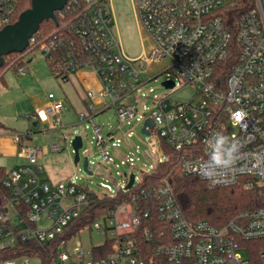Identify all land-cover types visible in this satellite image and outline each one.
Listing matches in <instances>:
<instances>
[{"label":"built area","instance_id":"built-area-1","mask_svg":"<svg viewBox=\"0 0 264 264\" xmlns=\"http://www.w3.org/2000/svg\"><path fill=\"white\" fill-rule=\"evenodd\" d=\"M225 1L133 0L139 23L152 39L150 52L138 56L128 55L122 47L115 31L113 0H84L79 13L53 34L41 40L32 36L29 51L37 50L51 61L57 78L67 81L82 71L95 78L86 91L89 104L78 117L80 125L92 122L103 159L113 161L109 147L118 153V145L132 133L104 134L94 122L95 115L114 107L121 123L118 129L135 120L134 132L141 129L148 135L145 142L155 162L151 171L132 169L124 174L123 185L101 184V191L73 177L51 182L44 176L40 156L63 152L68 135L39 146L28 143L25 133L15 134L19 154L28 163L9 170L3 181L12 194L0 209L1 248L19 240L42 245L58 240V251L48 264H253L248 250L256 241L264 258V205L243 211L222 226L207 220L190 222L167 179L149 189L141 185L143 175L169 157L167 141L179 152L181 171L204 179L210 187L233 185L248 177V186L255 182L264 188V0H255L240 15L231 13ZM16 8V0H0V30L12 23ZM165 59L168 64L150 75ZM26 71L25 65L18 70ZM164 72L162 84L168 81L173 86L163 84L165 91L154 96L147 93L145 98L152 100L148 108L133 101L136 90ZM189 84L197 99L175 101L174 93ZM66 109L63 98L49 93V101L34 117L48 122L45 130L52 132L65 127ZM148 119L153 125L147 124ZM133 161L129 157L123 163L133 166ZM88 162L90 169L89 158ZM132 173L134 182L128 188ZM125 190L132 191L114 210L80 229L101 230L106 236L101 244L112 241L111 253L97 259L95 245L85 247L75 237L80 231L72 234L76 220L91 197L103 200ZM138 198L152 200L160 219L169 225V233L160 231L169 242L151 252L139 239L152 208H135ZM122 206L127 207L125 214L119 212ZM30 259H6L1 264H32Z\"/></svg>","mask_w":264,"mask_h":264},{"label":"rangeland","instance_id":"rangeland-1","mask_svg":"<svg viewBox=\"0 0 264 264\" xmlns=\"http://www.w3.org/2000/svg\"><path fill=\"white\" fill-rule=\"evenodd\" d=\"M232 2L233 0H226V8ZM113 12L115 15V31L122 43L124 51L130 56H138L144 52L149 53L152 46V39L148 31L139 23L133 0H113ZM8 59H11V61L7 63L5 69L12 64L14 57L7 58V61ZM30 59H32V62H28ZM26 61L28 65L26 73H17L13 69H8L4 76L11 86L9 89L10 94L8 95L10 97L12 96L17 104V109H14V115L10 119L13 128L19 130L21 133H26L28 126L31 127L33 130L31 138H26V141L39 146L47 144L52 139H64V135H68L66 139L67 147L63 152L50 153L43 158L41 157V161L46 168L44 176L47 180L56 182L61 179L73 177L76 181L86 184L91 189L101 191V184L103 183H108L112 187L123 185L125 183L124 174L130 173L132 169L136 173H139L140 169L146 171L153 169L152 166L155 160L149 155V146L145 142L149 138L148 135L141 133V129L140 133L134 132L132 127L135 120L130 124H122L121 129H118L121 123L114 107L100 112L94 117V122L103 128L104 134L114 132L116 136H121L120 132L122 131L126 133L132 132L127 140L123 139L118 145V153H116L114 148L109 147V153L113 159L111 162L103 159L101 147L97 145L94 137L92 122L89 121L86 124H79L80 119L77 115V110L81 108L80 105H75V109L69 105L67 112L63 113V122L66 125L69 124V126H65L62 129H54L52 132L46 131L45 129L49 128L48 122L30 117L38 110L35 106V101L49 100V93H54L57 98H64L66 91L73 93L71 91L72 88L73 90L76 88L82 94L83 87L76 75L72 78V82H65L57 78L50 67L49 60L40 56L37 50L28 53L26 55ZM167 64L168 60L165 59L163 65H157L150 70V75L157 74ZM166 77L167 73L164 72L146 82L141 88L136 90L133 95V101L137 102L139 106L142 105L148 108L152 104V100L145 98V96L147 93L151 96L163 93L165 87L162 82ZM2 89H4V86L1 81L0 91ZM10 97H5L4 105L11 102L9 101ZM194 97L196 100V91L190 84L181 87L173 95L175 101L184 102H188ZM20 120L25 121V124H19L18 121ZM34 121H37L38 124L34 125ZM86 125L87 127H85ZM0 134L2 133L0 132ZM75 134H81L83 137V146L80 148L81 159L78 165L73 162L74 151L72 140ZM162 152L160 155H162ZM85 156H88L90 160L92 174L84 170ZM129 157L134 158L133 166H130L128 163H123V160L129 159ZM7 159L4 156H0V163L10 166V163H6L8 161ZM126 210L127 207L122 206L119 212L125 214ZM75 237L80 239L85 247L96 246L106 240V236L101 230L90 227L82 229ZM75 239H72L69 243L70 249ZM30 261L32 264H41V260L37 257H31Z\"/></svg>","mask_w":264,"mask_h":264},{"label":"trees","instance_id":"trees-1","mask_svg":"<svg viewBox=\"0 0 264 264\" xmlns=\"http://www.w3.org/2000/svg\"><path fill=\"white\" fill-rule=\"evenodd\" d=\"M254 3L255 0H233L228 9L231 13L240 15L252 7ZM31 4L32 0H16V14L12 19V23L17 21L20 14L31 7ZM83 6L84 0H69L63 9L55 12V19H46L41 23L34 36L37 37V40H41L53 34L65 23L71 21ZM29 47L30 45L23 52L4 55V64L0 67V73L3 71L0 74V82L4 81V73L8 69H13L18 73L19 68L27 64L26 55L30 52ZM10 57H14L12 64L5 69L7 63L11 61V59L7 61V58ZM49 64L51 67L52 62L49 61ZM3 128H5V124L0 120V130ZM24 135L26 136V134ZM165 150L169 157L161 162L154 172L145 173L141 185L149 189L158 186L164 179H167L171 183L183 212L190 222L207 220L213 225L222 226L234 219L239 213L255 210L264 205V188L258 186L255 182H253V185L248 186V177L241 178L233 185L210 187L204 179L195 175H186L181 171L179 152L167 141H165ZM8 172L9 170L5 166L0 165V209L3 208L12 194V190L6 187L3 182ZM131 191L125 190L123 191L124 194L120 192L114 197H107L103 200L91 197L90 203L83 207L81 217L76 220L72 234H76L82 227L90 226L102 215L109 214ZM134 206L137 209L152 208L150 217L145 219L140 227L143 233L139 239L140 245L151 252L156 246L164 242L168 243V238H161L160 231L165 230L169 233V225L160 219L153 201L138 198L134 202ZM146 225L148 228H145ZM147 234H150L149 238H146ZM57 244L58 240H53L44 245L32 239L28 241L19 240L12 246L0 247V263L6 259H19L30 256L39 258L42 264H48L58 251ZM111 251V240L93 247V255L97 259L106 257ZM262 252L260 245L253 241L248 250L249 260L253 264H264Z\"/></svg>","mask_w":264,"mask_h":264},{"label":"water","instance_id":"water-1","mask_svg":"<svg viewBox=\"0 0 264 264\" xmlns=\"http://www.w3.org/2000/svg\"><path fill=\"white\" fill-rule=\"evenodd\" d=\"M69 0H32L31 7L24 10L17 21L6 25L0 30V67L4 64V55L13 52H23L30 43L32 36L39 30L41 23L46 19H55V12L63 9ZM165 86H173V82L165 81ZM37 123L34 122V125ZM147 124L153 125L152 119H148ZM144 131L149 133L148 129ZM74 148V162L78 164L80 156V148L83 146V137L80 134L74 136L72 140ZM88 156L84 158V170L92 174L89 169ZM134 173L131 174L128 188L134 182Z\"/></svg>","mask_w":264,"mask_h":264},{"label":"crops","instance_id":"crops-1","mask_svg":"<svg viewBox=\"0 0 264 264\" xmlns=\"http://www.w3.org/2000/svg\"><path fill=\"white\" fill-rule=\"evenodd\" d=\"M28 62H32V59H30ZM25 66L28 67L27 64ZM74 75H76V77L79 78L80 84L83 87L82 94H80L79 91L76 90V88H75L76 92L72 88L71 91L73 93H71V92L69 93L68 91H66L65 97L63 99L65 100L66 105H67V109L65 112H67L69 105L73 106L74 109H75V105H80L81 108L77 110V115H79V112L81 110H84L90 101L89 99L86 98V91H87L88 87L92 84H95L96 81H95V78L88 71H82V72L76 73ZM74 75L70 76L69 79L65 82H72V78L74 77ZM4 76H5V73H4ZM2 82H3L4 89H2L0 91V120L5 124V128L0 130V132L2 133V134H0V156H4V157L8 158L7 159L8 161L6 163H10L9 164L10 166L3 164V163H0V165L5 166L7 168V170H11L14 167H17V166H20L23 164H27L28 161H27L26 157L19 154L18 144L16 143V141L14 139L15 134H22V133L19 132V130H16L15 128H13V126L11 124L12 122H10V119H12V117L14 115V112H13L14 109H17V104H16V101L13 100V97L12 96L10 97V95H8V94H10L9 89L11 87L9 82L6 80V78H4V81H2ZM5 97H10L9 101H11L6 105H4ZM48 101L49 100H47V101H43V100L38 101L37 100V101H35V106H36V108L40 109ZM9 109H10V111H8ZM36 112H34L33 115L30 117H33L35 119L34 115ZM34 122H36L38 124L37 121H34ZM34 122H33V124H34ZM18 123L19 124H25V121L20 120V121H18ZM63 124H64V122H63ZM64 126H69V124H67V125L64 124ZM32 132H33V130L31 129V127L28 126L27 131L25 133L27 139L31 138ZM49 154L41 155L40 160H41V157L43 158L44 156H47ZM41 163H42V161H41ZM45 171H46V168H45Z\"/></svg>","mask_w":264,"mask_h":264},{"label":"clouds","instance_id":"clouds-1","mask_svg":"<svg viewBox=\"0 0 264 264\" xmlns=\"http://www.w3.org/2000/svg\"><path fill=\"white\" fill-rule=\"evenodd\" d=\"M243 116H244V113L241 111V112H240V118L242 119Z\"/></svg>","mask_w":264,"mask_h":264},{"label":"snow or ice","instance_id":"snow-or-ice-1","mask_svg":"<svg viewBox=\"0 0 264 264\" xmlns=\"http://www.w3.org/2000/svg\"><path fill=\"white\" fill-rule=\"evenodd\" d=\"M237 118L239 119V115L237 116Z\"/></svg>","mask_w":264,"mask_h":264}]
</instances>
